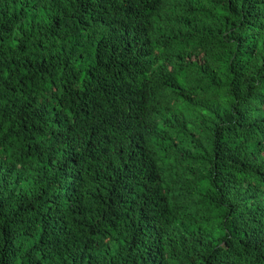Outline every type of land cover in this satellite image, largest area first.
Masks as SVG:
<instances>
[{"label":"trees","instance_id":"16d2710c","mask_svg":"<svg viewBox=\"0 0 264 264\" xmlns=\"http://www.w3.org/2000/svg\"><path fill=\"white\" fill-rule=\"evenodd\" d=\"M0 264H264V0H0Z\"/></svg>","mask_w":264,"mask_h":264}]
</instances>
